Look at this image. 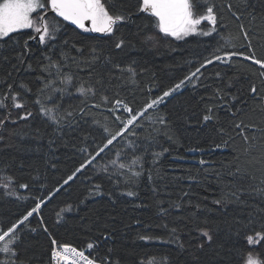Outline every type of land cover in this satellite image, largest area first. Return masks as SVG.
<instances>
[{
	"label": "trees",
	"instance_id": "1",
	"mask_svg": "<svg viewBox=\"0 0 264 264\" xmlns=\"http://www.w3.org/2000/svg\"><path fill=\"white\" fill-rule=\"evenodd\" d=\"M106 2L111 13L130 14L111 35L84 32L47 15L60 22L56 39L40 44L30 39L36 35L30 29L0 40V100L6 105L0 107V229L18 222L38 199L45 200L40 212L16 230L18 261L53 264L52 238L79 250L93 243L99 264H244L249 253L264 261V241L256 246L246 241L247 235L264 231V194L257 192L264 188V69L241 55L228 63L215 59L253 50L264 59V0H248L247 8L241 0H211L218 13L216 31L179 41L161 33L155 17L139 11L142 0ZM229 5L243 13L239 21ZM228 33L239 37L235 47L222 46L221 37ZM120 40L123 46L116 48ZM208 59L213 63L140 117L130 129L135 136L119 137L103 159L97 157L63 185L106 142L105 127L111 132L122 127L116 117L123 120L128 114L123 105L109 110L116 108L115 100L140 110ZM68 78L72 86L58 91ZM253 85L256 94L250 91ZM81 86L96 95L81 96ZM14 96L24 107L12 106ZM41 105L65 119L53 123ZM209 108L213 119L205 122ZM29 111L32 115L21 119ZM136 158L143 168L138 164L129 170ZM105 166L108 171H101ZM133 170L142 175L134 177ZM96 184L103 194H96ZM129 191L136 195L128 196ZM218 199L222 202L214 203ZM201 229L213 237L203 250L197 248L206 239ZM4 259L9 258L0 254Z\"/></svg>",
	"mask_w": 264,
	"mask_h": 264
},
{
	"label": "snow or ice",
	"instance_id": "2",
	"mask_svg": "<svg viewBox=\"0 0 264 264\" xmlns=\"http://www.w3.org/2000/svg\"><path fill=\"white\" fill-rule=\"evenodd\" d=\"M241 3L247 8L248 0H241ZM229 11H232V6H228ZM51 11L55 14L56 17L62 18V21L70 22L72 25H75L77 28L83 30L84 32L89 33H100L104 35H111L116 30V25L123 23L126 19H130V14L125 15L122 13H111L109 11L108 4L106 0H0V40L10 37L13 33L21 32L25 29H31L36 35L31 36L30 39L37 40L40 44H45L50 40L56 39V34L60 30V22L56 20L46 19L48 12ZM140 12L148 13L150 16L155 17L159 31L165 36L174 37L176 40H183L188 36L198 34L202 36H210L213 32L216 31V25L218 22V13L215 10V5L211 3V0H142V5L139 8ZM36 14L35 16L33 14ZM249 15L254 16V11H249ZM243 13H238L232 11V16L235 17L237 21L241 19ZM88 22V23H86ZM207 22L205 28L200 26ZM210 25L211 27H208ZM51 28V31H50ZM240 30L248 43V47H251V37L249 36V31L245 29L244 25H240ZM239 39L238 36H234L231 33H228L226 36H222L221 40L223 41V47H235L233 41ZM67 43V41H65ZM124 41L120 40L116 43V48H121ZM27 41L24 42V48L27 49ZM95 51V49H93ZM24 53H20L17 56V59L22 62ZM241 55L244 60H250L253 64L259 65L260 69H264V59H259L255 55L253 50L251 55H244L243 53H238L236 51H231L226 54V56H216L215 59L223 63H228L232 61L234 56ZM51 61V57H47ZM213 60L208 59L205 64H201L200 67H197L190 76L186 77L184 80H181L179 83H176L173 87L164 91L161 96L156 99H152L150 103L140 110L133 111V109L124 104L121 100H115L116 108L109 109L110 111H117L121 105H123L124 111L128 114L126 119H121L119 116L116 117L120 121L122 127L115 132H111L107 127H105V132L108 133L106 142L102 145H98L94 154H89V158L81 163L75 171L69 175L64 181L63 185L69 184L72 181L77 173H80L85 168L93 163L97 157L101 156L110 145H113L114 142L119 137H124L125 133L128 135L135 136L136 133L134 130H130L134 124L143 117L149 109H154L161 102L164 101L165 97L171 96L174 92L181 89L185 86L186 81L190 80L192 77L197 76V73L201 71L202 67H205L206 64H212ZM53 66L49 64L47 67ZM59 71V63L55 65ZM31 68V65H28ZM128 72L133 73L131 68L127 69ZM134 75V73H133ZM219 75V74H217ZM260 76L264 77V71L260 72ZM99 83V81H97ZM66 84L65 89H58V91H66L67 87L72 86L71 78L62 81ZM22 88H25L26 91H31L26 85H21ZM43 91V90H41ZM251 93L256 94L257 88L253 85L250 88ZM80 95L85 98L91 93L93 96L96 93L89 88L85 90L82 86L79 89ZM19 93L16 94L18 96ZM51 98V97H50ZM221 100L224 99L223 96L219 97ZM102 101L106 104L108 103L107 96L101 97ZM233 100L236 99L235 96L232 97ZM36 103H40L39 100ZM13 107L22 108L24 105L22 103L16 102V97H13ZM94 107H99L100 105H93ZM0 107H6L2 100H0ZM59 108V104L55 106ZM41 112L47 116L53 123L59 125L65 117L58 112L54 111L51 108H45L41 105ZM212 109H208L209 114L203 116L205 122L213 119L211 115ZM235 113H233L234 115ZM32 113L27 112L26 116H21V119H27ZM68 116H72L71 112L67 113ZM161 123H164V118H160ZM2 123V122H0ZM242 123V122H241ZM241 123L235 124L236 128H241ZM241 135H243V129H241ZM244 139L247 141L248 137L244 136ZM224 145H227V141H224ZM131 146V144L129 145ZM217 148L221 147L220 144L216 145ZM190 151H195V149H189ZM165 151H167L165 149ZM119 155V153H117ZM156 155H160L157 153ZM239 160V156L236 157ZM112 164H115L116 161H111ZM201 164H204L205 161L201 160ZM143 168V164L139 158L133 159L128 165V169L132 170L136 165ZM120 169L125 168V164L121 163L119 165ZM103 172H107L108 169L105 166L101 169ZM237 172H240V168L237 167ZM113 173H109V176ZM134 177L139 178L142 173L139 171H132ZM7 183V181H6ZM264 183V182H262ZM61 185V187H63ZM19 187L27 189V184H20ZM96 194H103L101 191V185H95ZM60 188H56L55 191H59ZM258 193L264 194V188H258ZM128 196H134L136 193L129 191L126 193ZM234 195V193H233ZM49 199L51 196L48 197ZM221 200H216L214 203L220 204ZM45 203V200L40 198L35 202L31 210L27 211L18 222L13 223L7 229H0V254H6L9 259L0 260V264H25L24 261H18V250L16 245L20 241V234L17 233V228L20 225L24 224L25 221H28L34 213H39L41 206ZM45 232L48 231L47 227L43 229ZM35 232L36 229H31ZM177 229L173 228L172 232L175 234ZM200 235L205 239L204 242L199 243L197 248L203 250L204 244H211L213 237L210 234V231L207 229H201ZM107 239L108 237H104ZM142 240H151L152 237L141 236ZM247 244L250 246H256L264 241V231H256L254 234L246 236ZM51 244L53 248L51 250V259L54 264H99L91 250L94 248V244L89 242L86 245V249L78 250L77 247L69 244H60L55 238L51 239ZM181 248L184 245L181 243L179 245ZM86 251L88 254H86ZM107 259V258H105ZM166 259V258H165ZM246 264H264L257 255L249 253L246 256Z\"/></svg>",
	"mask_w": 264,
	"mask_h": 264
},
{
	"label": "water",
	"instance_id": "3",
	"mask_svg": "<svg viewBox=\"0 0 264 264\" xmlns=\"http://www.w3.org/2000/svg\"><path fill=\"white\" fill-rule=\"evenodd\" d=\"M47 15H52V16L56 17L55 14L52 13L51 11H49ZM56 18H58V19H60L62 21V18H60V17H56ZM63 22L67 23L68 25H70L71 27H73L75 29L81 30V29L77 28L75 25H72L70 22H67V21H63ZM86 23H88V22H86Z\"/></svg>",
	"mask_w": 264,
	"mask_h": 264
},
{
	"label": "rangeland",
	"instance_id": "4",
	"mask_svg": "<svg viewBox=\"0 0 264 264\" xmlns=\"http://www.w3.org/2000/svg\"><path fill=\"white\" fill-rule=\"evenodd\" d=\"M205 24H207V22H204V24H202L200 27L203 29V28H205V27H202V26H204ZM208 27H211L210 25H208ZM25 30H30V29H25ZM22 31H24V30H22ZM89 33V32H88ZM191 36H202V35H198V34H194V35H191ZM188 37H190V36H188ZM188 37H186V38H188ZM174 38V37H173ZM185 38V39H186ZM5 39H7V38H5ZM244 264H246V261H245V263Z\"/></svg>",
	"mask_w": 264,
	"mask_h": 264
},
{
	"label": "built area",
	"instance_id": "5",
	"mask_svg": "<svg viewBox=\"0 0 264 264\" xmlns=\"http://www.w3.org/2000/svg\"><path fill=\"white\" fill-rule=\"evenodd\" d=\"M79 250V249H78ZM87 254V253H86ZM53 264H54V262H53Z\"/></svg>",
	"mask_w": 264,
	"mask_h": 264
}]
</instances>
